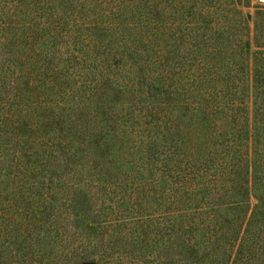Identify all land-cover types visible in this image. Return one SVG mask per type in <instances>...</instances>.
<instances>
[{"label":"trees","instance_id":"trees-1","mask_svg":"<svg viewBox=\"0 0 264 264\" xmlns=\"http://www.w3.org/2000/svg\"><path fill=\"white\" fill-rule=\"evenodd\" d=\"M0 0V264H264V6Z\"/></svg>","mask_w":264,"mask_h":264},{"label":"rangeland","instance_id":"rangeland-1","mask_svg":"<svg viewBox=\"0 0 264 264\" xmlns=\"http://www.w3.org/2000/svg\"><path fill=\"white\" fill-rule=\"evenodd\" d=\"M251 4H250V8H248L246 10L247 13L253 15L254 11H255V7L257 6H264V0L263 2H260L259 0H250Z\"/></svg>","mask_w":264,"mask_h":264},{"label":"built area","instance_id":"built-area-1","mask_svg":"<svg viewBox=\"0 0 264 264\" xmlns=\"http://www.w3.org/2000/svg\"><path fill=\"white\" fill-rule=\"evenodd\" d=\"M260 2H263V0H259Z\"/></svg>","mask_w":264,"mask_h":264}]
</instances>
